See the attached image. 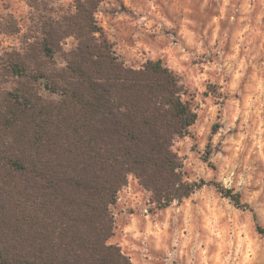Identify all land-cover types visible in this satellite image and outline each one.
I'll use <instances>...</instances> for the list:
<instances>
[{"label": "trees", "instance_id": "1", "mask_svg": "<svg viewBox=\"0 0 264 264\" xmlns=\"http://www.w3.org/2000/svg\"><path fill=\"white\" fill-rule=\"evenodd\" d=\"M103 1L33 17L18 49L1 48L18 21L0 23V264H133L110 244L130 176L160 209L213 186L257 220L241 195L185 180L174 147L198 119L187 91L161 60H120L96 19Z\"/></svg>", "mask_w": 264, "mask_h": 264}, {"label": "rangeland", "instance_id": "2", "mask_svg": "<svg viewBox=\"0 0 264 264\" xmlns=\"http://www.w3.org/2000/svg\"><path fill=\"white\" fill-rule=\"evenodd\" d=\"M73 5L0 0V23L14 16L20 32L2 37L1 48H20L33 17L62 16ZM96 19L128 67L161 60L184 85L198 116L174 147L185 180L221 184L257 218L213 186L160 209L130 176L112 207L110 244L133 264H264V0H104ZM73 46L69 39L64 49Z\"/></svg>", "mask_w": 264, "mask_h": 264}]
</instances>
